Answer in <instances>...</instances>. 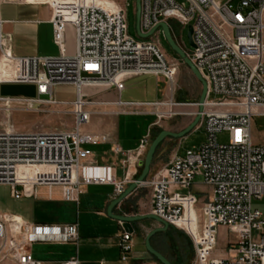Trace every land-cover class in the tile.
Returning <instances> with one entry per match:
<instances>
[{"label":"built area","instance_id":"obj_1","mask_svg":"<svg viewBox=\"0 0 264 264\" xmlns=\"http://www.w3.org/2000/svg\"><path fill=\"white\" fill-rule=\"evenodd\" d=\"M107 1L42 0L51 12L55 56L15 57L0 20V83L31 84L37 93L34 100L0 97V105L6 111L12 104L69 106L73 124L70 131L48 133H18L4 124L0 184L10 187L14 199L34 196L37 187H60L63 201L78 203L82 187L88 185H112L120 196L127 179L118 182L111 166L87 162L90 152L85 147L107 142L108 137L82 132L92 115L89 109L100 104L85 89L118 91L123 76L132 74L161 78L170 96L175 91L179 62L160 49V28L144 40L129 37L124 7L113 0L109 6ZM170 20L192 28L191 52L183 50L176 36L173 39L207 85L199 123L205 142L176 156L141 184L151 191V213L187 234L193 247L191 264H264V213L252 208L253 200L264 198V144H254L251 138L252 118L264 116V0H140L141 34ZM68 29L73 32L72 51ZM58 85L75 88L72 103L54 99ZM169 103L173 108H197L172 102L171 97ZM115 105L132 106L120 101ZM221 132L229 135L227 145L216 143ZM148 143V138L142 139L134 156L118 148L115 152L126 157L128 169ZM195 178L211 188V196L200 207L199 198L190 192ZM219 227L227 235L225 257L213 255ZM77 241L75 224H29L0 215V264H41L30 252L32 245ZM118 247L125 261L131 234L123 233ZM59 264L79 263L74 257Z\"/></svg>","mask_w":264,"mask_h":264},{"label":"crops","instance_id":"obj_2","mask_svg":"<svg viewBox=\"0 0 264 264\" xmlns=\"http://www.w3.org/2000/svg\"><path fill=\"white\" fill-rule=\"evenodd\" d=\"M50 16V8L45 3H43L42 0H0V20L3 22L4 33L10 35L12 39V54L15 57L29 58L37 56H55L58 54L57 48L52 42V30L49 24ZM66 38L68 47L72 51L74 38L71 29L67 30ZM135 79L136 82H129L130 80ZM122 80L123 81L120 83L118 91L115 89L106 90L105 93H102L101 95L102 100L105 101L104 105L108 106L116 115L114 125H106V120L102 116H96L101 120L100 130L93 132V134L88 133L98 136H107L108 141L95 146H86L85 148L90 152L87 159L88 163H92L97 166H111L114 170L115 180L118 182L124 181L125 178L127 179L125 184L126 190L127 187L133 183L140 174L141 168L139 167V163L144 159L145 152L151 142V132L156 124L154 119L147 124L146 128H144L143 132L139 136L121 138L119 136V130L116 124V120L119 115L136 114L144 116L145 118L154 117L151 114L119 112L117 110L122 107L115 105V103L120 101L121 103L132 104V106L126 107H138L144 105L143 103H148V100H152L154 97H160L162 93L166 95V88L165 82L161 78H155L153 76L137 77L135 75H125L123 76ZM2 84L10 83H0V85ZM27 86H32L36 91V87L34 85L27 84ZM67 87L74 88L73 86L69 85ZM131 89H136L141 99L137 101H122L121 95L123 92L130 91ZM167 90L170 94L168 87ZM85 92L90 94V89H85ZM111 92L112 97L111 95H108V93ZM97 93V91H94V95ZM1 98L14 100H34L37 97L29 99L10 97ZM75 98L58 102L72 103ZM178 100L183 101V98L179 96ZM183 124L185 127L189 125L188 120H184ZM145 138L149 139V143L145 152L141 157H134L133 165L127 169V166L124 163L126 157L122 153H116L115 149L118 148L123 153H129V155L134 156L140 141ZM169 141H172L173 143L169 145L167 143ZM179 143L180 139L167 138L165 141H163L156 151L151 165V168L155 170V172L161 170L167 166L173 160V158L179 156L176 150ZM91 148L93 150H91ZM162 149L165 151L170 149V155L164 160L157 159V154ZM92 151L97 152L99 154L98 157L95 158L91 153ZM203 186L209 189V195L207 198L210 197L211 188L205 185ZM192 187L193 185L190 188L191 193H193ZM43 188H47L49 191V201L54 200L55 202L59 203L60 206L67 207V211L71 212L73 210L74 213L73 215L69 216L68 220L64 221L63 223H46L45 221L29 222L25 221L18 215L5 214L16 216L29 224L77 225V243L66 245L46 243L47 245L68 248L65 250V252H45L42 255H33L30 250L34 259L39 261L41 264H59L74 257L77 258L79 264H160L151 254L142 248L143 244L141 246H135L134 242L136 239L145 241L146 235L150 231L161 227L151 219L132 223L134 232L131 234V251L125 261L121 259V253L118 247V238L125 232L118 221L108 216V208L110 204L119 197L115 194L114 187L112 185L83 186L82 194L79 197L78 203H69L63 201L62 190L60 187H37L34 191V196L38 189ZM53 190H56L55 197H53ZM150 193L151 191L148 187L140 185L121 203L115 205L112 208V214L116 216H152ZM34 196L29 198L20 197L16 200H30ZM207 198L202 202V204L207 200ZM163 233L155 234L150 239V244L154 250L162 254L170 263H173L169 256L163 252L157 241H155L156 236L162 235ZM135 247H137L136 250Z\"/></svg>","mask_w":264,"mask_h":264},{"label":"rangeland","instance_id":"obj_3","mask_svg":"<svg viewBox=\"0 0 264 264\" xmlns=\"http://www.w3.org/2000/svg\"><path fill=\"white\" fill-rule=\"evenodd\" d=\"M115 1L119 5L124 7L128 36L135 40H141L137 36L136 31L137 21L134 11L135 0ZM175 1L178 3L181 2V0ZM107 2L109 6L113 5L112 1L108 0ZM168 25L173 38L174 36L178 38V44L183 48V50L186 53L191 52V47L187 39L188 27L181 28V26L174 20L168 21ZM158 39L160 49L164 52L166 57L170 60L179 62L178 56L172 51V49L166 42L162 32L159 33ZM129 82H136V79L130 80ZM67 86L68 85H58L54 88L53 96L56 101H67L75 98V88H70ZM165 88L166 95L162 93L160 97H154L152 100H148V103H143L144 105L138 107L121 106L122 108L117 110L119 112L125 113L136 112L151 114L154 117L145 118L144 116L136 114L119 115L117 117L116 124L118 126V133L121 138L139 136L143 132L144 128H146L147 124L154 119L156 125L153 127V130L151 132L150 141H152L155 136L163 130L177 133L185 128V125L183 124L184 120H188V124L193 120L197 111L196 106L177 108H169L163 106V103L168 102L170 99V94L167 90L166 83ZM174 90L175 91L171 96L172 102H179L178 98L179 96H181L183 98V102L197 104L201 93V85L192 75L189 69L181 62H179V70L176 75ZM94 91H97L98 93L94 95ZM105 91V88L90 89L89 95L92 97L91 99L93 102L105 104V101H103L101 98L102 93H105ZM108 95H111L112 97V92L108 93ZM0 97L29 99L35 98L37 97V95L35 88H33L32 86H27V84H2L0 85ZM140 99V95L138 91H136V89L125 91L121 95L122 101H137ZM89 111L92 115L89 122L82 128L83 133L93 134V132H97L100 130L101 120L96 116H102L106 120V125H114L116 115L108 106L96 105L94 107H91ZM5 123H9L10 125H12L15 131L18 133L62 132L70 131L73 129L71 108L69 106L61 105L42 104L36 107H28L26 104H12L10 106V110L8 111L5 110L3 105H0V131L3 130ZM251 138L254 144H264V116L257 115L252 118ZM204 142V128L203 126L198 125L185 137L180 139V143L176 149L177 153L181 157L187 150L198 148ZM167 143L170 145L173 142L169 141ZM216 143L218 145H227L229 143L228 133H218L216 135ZM91 150L93 149L91 148ZM91 153L95 158L99 155L95 151H92ZM169 155L170 149L166 151L162 149L158 152L157 159L164 160L168 158ZM155 173V170L151 168L146 180L151 178V176H153ZM192 191L200 199V207L202 202L209 195V189L203 186L202 180L200 178H196L193 182ZM55 195L56 190H53V197H55ZM48 197L49 191L47 190V188H43L38 189L35 196L30 200H16L11 196L10 187L4 184H0V215L13 214L22 217L25 221H45L46 223H63L64 221L69 219V216L73 215V210L71 212L67 211V207L60 206V204L55 202L54 200L49 201ZM252 208L264 213V198L261 200H253ZM230 239L233 240L232 237H230ZM226 240L227 235L225 229L219 227L217 250L213 254L215 257L226 256L224 250H222ZM155 241H157L163 252H165V254L169 256L170 260L173 261V263L171 264H191L193 262L194 256L191 240L181 229L169 228L162 235H157ZM134 242L135 246H141L143 244L142 248L146 250L144 244L145 241L136 239L134 240ZM67 249L68 248L45 244L32 245L30 250L33 255H42L45 252H65V250ZM136 249L137 247H135V250Z\"/></svg>","mask_w":264,"mask_h":264},{"label":"water","instance_id":"obj_4","mask_svg":"<svg viewBox=\"0 0 264 264\" xmlns=\"http://www.w3.org/2000/svg\"><path fill=\"white\" fill-rule=\"evenodd\" d=\"M134 4H135V16H136V21H137L136 23L137 36L143 40L147 39L157 30V28H160L166 42L168 43L172 51L178 56L179 62H181L183 65H185L189 69V71L192 73V75L196 78V80L201 85V93H200V96L197 102V113L195 114L193 120L189 123V125H187L183 130L177 133H173V132L165 131V130L160 131L155 136V138L151 141L145 153L144 159L139 163V167L141 168L139 176L133 183H131L127 187V189L116 200H114L110 204L108 208V216L118 221L121 224L123 231L128 234H132L134 232V229L132 228V223L134 222H141L146 219H151L155 221L161 227L153 229L146 235L145 243H144L146 251L149 254H151L160 264H171L162 254L154 250L150 244V239L155 234L166 232L169 228H171L167 223L154 217L153 215L152 216H116V215H113L111 211L115 205L121 203L127 196H129L137 187H139L146 180L147 176L149 175L150 168H151L156 150L166 138L181 139L199 125L200 119H201V113L203 111V104L206 98L207 85H206V82L202 79L200 73L197 71V69L188 59L185 52L182 49H180V47H178V45L174 41L170 33V30L168 28V25L166 23H160L157 27L153 28L147 34H141L138 31L137 24H138L139 15H140V0H135ZM187 30H188L187 39H188L190 47L192 48L193 47L192 28L188 26Z\"/></svg>","mask_w":264,"mask_h":264},{"label":"bare ground","instance_id":"obj_5","mask_svg":"<svg viewBox=\"0 0 264 264\" xmlns=\"http://www.w3.org/2000/svg\"><path fill=\"white\" fill-rule=\"evenodd\" d=\"M127 75H132V74H127ZM172 96V95H171ZM170 96V97H171ZM172 98V97H171ZM163 106H165V107H169V108H173V106L171 105V103H169V101H168V103L166 102V103H163ZM188 107V106H187Z\"/></svg>","mask_w":264,"mask_h":264}]
</instances>
